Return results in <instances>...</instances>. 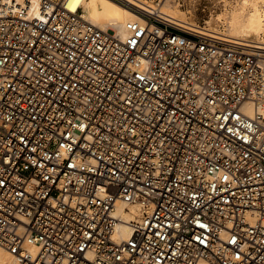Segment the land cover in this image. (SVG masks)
Instances as JSON below:
<instances>
[{
	"label": "built area",
	"instance_id": "1",
	"mask_svg": "<svg viewBox=\"0 0 264 264\" xmlns=\"http://www.w3.org/2000/svg\"><path fill=\"white\" fill-rule=\"evenodd\" d=\"M66 1L0 0L15 264H264V58L142 13L122 38Z\"/></svg>",
	"mask_w": 264,
	"mask_h": 264
},
{
	"label": "bare ground",
	"instance_id": "2",
	"mask_svg": "<svg viewBox=\"0 0 264 264\" xmlns=\"http://www.w3.org/2000/svg\"><path fill=\"white\" fill-rule=\"evenodd\" d=\"M215 1V8H210L202 23L197 20L196 0H67L66 7L73 12L80 9L88 21L104 30L111 27L122 38L127 36L128 22L145 24V19L139 14L142 13L163 18L188 31L221 40L264 58V0ZM18 2L23 3V0ZM33 2L37 11L39 0ZM243 110L252 116L253 103L248 102ZM117 214L126 222L120 224L117 235L128 239L131 235L128 223L141 216L139 206L119 205ZM15 263V256L0 244V264Z\"/></svg>",
	"mask_w": 264,
	"mask_h": 264
},
{
	"label": "rangeland",
	"instance_id": "3",
	"mask_svg": "<svg viewBox=\"0 0 264 264\" xmlns=\"http://www.w3.org/2000/svg\"><path fill=\"white\" fill-rule=\"evenodd\" d=\"M196 2H195V5H196V10H197V20L202 23L204 19L208 17V14L211 10L210 8L212 9L215 8L217 1L215 0H196ZM182 3L184 4V2ZM26 173H29V172L26 171Z\"/></svg>",
	"mask_w": 264,
	"mask_h": 264
}]
</instances>
